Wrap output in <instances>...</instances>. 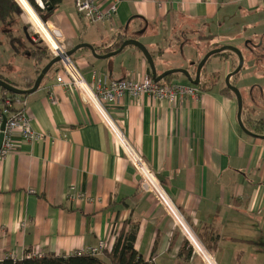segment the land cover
Here are the masks:
<instances>
[{
    "label": "crops",
    "instance_id": "1",
    "mask_svg": "<svg viewBox=\"0 0 264 264\" xmlns=\"http://www.w3.org/2000/svg\"><path fill=\"white\" fill-rule=\"evenodd\" d=\"M95 1L98 13L116 5L111 19L78 15L74 0L49 6L48 29L67 51L84 43L105 55L123 36L146 47L157 75L183 69L194 79L212 47H252L256 52L243 56L246 74L238 77L242 67L231 82L246 91L244 125L264 114L252 112L253 100H264V43H256L264 40V0ZM29 15L30 24L40 21ZM228 55L204 65L200 78L208 89L195 86L198 99L126 96L108 112L216 264H264V139L241 131L236 99L222 93L225 77L238 65ZM70 58L88 83L93 73L105 83L147 77L146 60L131 46L107 59L88 49ZM37 72L21 52L15 59L11 49L0 56V77L17 89H31ZM55 75L56 66L24 98L31 128L43 139L15 134L13 150L0 159V260L68 257L102 242L96 257L106 261L119 233L134 230L133 248L144 264H205L156 196L140 187L97 111L77 91L57 85ZM211 75H217L213 86ZM166 78L193 86L182 74Z\"/></svg>",
    "mask_w": 264,
    "mask_h": 264
},
{
    "label": "built area",
    "instance_id": "2",
    "mask_svg": "<svg viewBox=\"0 0 264 264\" xmlns=\"http://www.w3.org/2000/svg\"><path fill=\"white\" fill-rule=\"evenodd\" d=\"M34 1L41 9L44 8V4L40 0ZM74 7L78 15L95 22L108 21L116 12V5H113L108 12L98 13L95 0H74ZM36 16L48 29V23L43 21L38 14H36ZM49 33L56 41L55 48L47 43L39 33H37L39 36L37 34L35 35L38 38L40 37V39L37 40L45 43L52 58H60V61L56 64V84L66 90L73 89L77 91L80 93L85 103L92 106L97 111L113 138L121 146L128 162L136 172L140 187L144 191L151 192L156 196L162 207H164L173 218L175 225L180 227L186 235L192 251L199 254L203 258L205 264H216L213 257L205 250L195 234L186 225L182 214L175 206L164 186L159 182L157 175L147 166L138 150L130 145L121 128L108 112L109 106L119 103L120 100L126 96L136 99L142 95H148L150 98L159 102L175 101L178 98L186 97L198 99L201 95L200 90L195 86H182L172 83L158 84L149 76L143 79H119L105 83L99 76L93 73V79L88 83L74 66L71 58L65 55L67 50L60 43L58 37L55 36L56 34L54 31L49 30ZM25 108L26 102L24 99L22 100L6 95L0 100V126L3 117L6 118L4 130H0V134H3L0 159L13 150V136L15 134H19L21 138L28 141H39L43 139L42 135L32 130L30 120L25 113ZM104 247V243L100 242L97 246L87 249L84 253L77 254L79 256H97L102 252ZM32 255L29 254L27 258L32 257ZM9 258H12V256Z\"/></svg>",
    "mask_w": 264,
    "mask_h": 264
},
{
    "label": "trees",
    "instance_id": "3",
    "mask_svg": "<svg viewBox=\"0 0 264 264\" xmlns=\"http://www.w3.org/2000/svg\"><path fill=\"white\" fill-rule=\"evenodd\" d=\"M40 1L44 4L43 9H41L35 3L34 0H27L29 5L35 11V13L38 14V16L43 21L47 22L49 16L53 12L52 11L53 9L49 10V6L53 8L62 0H40ZM27 2L26 0H0V34H3L5 38L9 41L12 49L14 50V54H18V52H21L24 56H26L33 62V64L38 68L37 75H39V72L43 68L44 63H48L52 59L49 53L47 52L46 47L43 45V42H41L40 40L35 41L34 38L32 37L33 35H31L28 32V28L26 26L21 28L22 35L21 34L19 36L14 35L15 27H17L20 24V17L22 12L24 17H26L27 15V10H28L27 7H29L27 5ZM127 39H128L127 37H123V36H121V38L118 37V40L115 42L113 48H111L107 52L117 50L121 46V44ZM228 54H232V53L223 52L217 54L216 56H222ZM55 66H53L51 70ZM175 76H177V74L172 75L170 77L174 78ZM216 78L217 75H211L210 80L213 79V83L211 86L215 84ZM0 79L7 82L1 77ZM168 80H170V78H165L163 81L158 82V84H168L169 83ZM204 82L203 79L200 78V83L198 85V88L204 87L205 89L206 86L204 85ZM230 83L234 85L233 81L231 82V80ZM206 89L208 88L206 87ZM222 93L234 97L233 93L229 91L225 87V85L223 87ZM6 95L14 98H20L22 100L26 97V95L18 97L16 95L7 93L6 91L0 89V100L4 98V96ZM257 124H258L257 129H253V122L249 118L245 122L244 127L250 132L254 131L255 133L264 134V127L261 121H258ZM134 238H135L134 230L128 231L123 234L120 232L119 236L116 238L112 250L110 252H106V259H105L106 261L100 260L96 256H87V255L78 256L77 254H75L68 257L46 255L43 257H30L28 259H22L18 261L7 258L5 260H2L0 264H144L141 257L137 254V252L133 248Z\"/></svg>",
    "mask_w": 264,
    "mask_h": 264
},
{
    "label": "water",
    "instance_id": "4",
    "mask_svg": "<svg viewBox=\"0 0 264 264\" xmlns=\"http://www.w3.org/2000/svg\"><path fill=\"white\" fill-rule=\"evenodd\" d=\"M135 47L144 57V59L146 60L147 64H148V69L146 71V75L151 77V79L155 82L158 83L160 81H163L166 77H169L171 75L174 74H182L184 77L187 78L188 82L193 85V86H198L199 82H200V73L201 70L203 69L204 65L206 64V62L209 60L210 57L223 53V52H230L232 54H234L237 59H238V65L236 67V69L234 71H232L231 73H229L224 80V84L225 87L231 91L236 99V103H237V121H238V125L241 129V131L247 135V136H251V137H258L261 139H264V136H257L255 134H253L252 132L248 131L245 127L244 124L242 122L241 119V114H242V109H243V101H242V96L240 94V91L238 90L237 87H235L234 85H232L230 83V80L233 76L238 75V73L241 71L242 67H243V63H244V59L243 56L240 52L239 49L232 47V46H222L218 49L209 51L208 53H206L204 55V57L199 61L197 68H196V74L194 79H192L190 77V75L188 74L187 71L183 70V69H174V70H168L160 75H157L156 69H155V64H154V60L152 55L148 52V50L146 49V47L140 43L139 41L135 40V39H127L125 40L121 46L114 52L105 54V55H96L94 48L89 45V44H79L76 47H74L72 50L67 51L65 53V55L67 57H71L76 51L80 50V49H88L92 55L98 59H107L110 58L112 56H115L117 54H119L124 48L126 47ZM60 61L59 57H54L52 58L40 71L39 75L37 76L33 86L31 89L28 90H20L17 89L15 87H13L12 85L8 84L7 82L3 81L0 79V89L6 91L7 93L16 95V96H24V95H29L32 94L33 92H35L39 85L41 84L42 80L44 79V77L49 73V71L51 70V68L53 66H55L58 62ZM6 122V118L3 117L1 126H0V130L3 131L4 130V125ZM263 123H264V118H263ZM2 139H3V134H0V148H1V143H2ZM158 178V176H157ZM159 180V178H158ZM160 182V180H159Z\"/></svg>",
    "mask_w": 264,
    "mask_h": 264
},
{
    "label": "rangeland",
    "instance_id": "5",
    "mask_svg": "<svg viewBox=\"0 0 264 264\" xmlns=\"http://www.w3.org/2000/svg\"><path fill=\"white\" fill-rule=\"evenodd\" d=\"M27 12L28 13H30V15L33 17L34 15H35V13H34V11L33 10H31L30 9V6L29 7H27ZM30 15L28 16V17H30ZM31 20V18H29V20H27L24 16H23V12H22V14H21V17H20V24L17 26V27H15V30H14V35H17V36H19L20 34L22 35V33H21V28L22 27H24V26H26L27 28H28V32L31 34V35H33L32 37L34 38V40L36 41L37 39H40V37L38 38L35 34H37V32H36V29L29 23V21ZM38 35V34H37ZM39 36V35H38ZM182 36V35H181ZM142 40V39H141ZM141 42H143V41H141ZM209 43H213V44H218V43H220L219 41H209ZM43 45L46 47V45H45V43H43ZM214 46V45H213ZM223 46H228V45H223ZM230 46V45H229ZM220 47H222V46H219L218 48H220ZM213 49H211L210 51H212V50H215V49H218V48H215V47H212ZM215 48V49H214ZM11 49V51H12V54H13V59H15L16 58V55H14V51H13V49H12V47H11V45H10V43H9V41L5 38V36L3 35V34H0V56H4V53H5V51H8V50H10ZM46 49H47V52L49 53V55H50V57L52 58V55L50 54V52H49V50H48V48L46 47ZM239 50H240V52H241V54H242V56H245V55H247L246 54V52L247 51H249V52H253V53H255L256 52V49L255 48H250L249 50H247L246 51V49H245V47H239L238 48ZM245 54V55H244ZM233 55V57L235 58V59H237L236 57H235V55L234 54H232ZM19 57H22L23 58V56H21V55H18ZM225 55H222V56H212V57H210L209 58V62H207L206 63V69H208V67H209V65H210V63H213L214 61H216V60H218V59H220L221 57H224ZM227 56H229V55H227ZM25 58V57H24ZM2 60H6V57H3L2 58ZM9 60V59H8ZM8 60H6V61H8ZM261 60V59H260ZM260 60H258V62H260ZM23 61V60H22ZM8 63V62H7ZM7 65H10V64H7ZM256 66H257V63H256ZM8 67H10V66H8ZM8 67H6L5 66V70L7 71V69H8ZM11 68V67H10ZM256 68V67H255ZM245 68L243 67V69H242V71L240 72V74L238 75V77L239 78H243V76L246 74L245 73ZM21 72H23V70L21 71ZM255 84H256V82H255ZM254 85V84H253ZM239 90V89H238ZM240 91V94H242L241 96H243V98H244V100L246 101L247 100V98H246V91H245V89H240L239 90ZM257 98V100H256V109H257V112L261 109V106L259 105L260 104V102H259V100H260V97L259 96H257L256 97ZM259 112H261V111H259Z\"/></svg>",
    "mask_w": 264,
    "mask_h": 264
},
{
    "label": "bare ground",
    "instance_id": "6",
    "mask_svg": "<svg viewBox=\"0 0 264 264\" xmlns=\"http://www.w3.org/2000/svg\"><path fill=\"white\" fill-rule=\"evenodd\" d=\"M26 2H27V0H26ZM27 5L30 6L28 2H27ZM30 9L33 10L31 8V6H30ZM32 19H34L35 21H37L36 20L37 17H32ZM31 25L36 29V32L39 33L42 36V38L47 43H49L54 48L56 47V44H55L56 42L54 41V39L52 38V36L49 34V32L47 31V29L45 28V26H43V24L40 21H38V22H32ZM55 36H57V35H55Z\"/></svg>",
    "mask_w": 264,
    "mask_h": 264
},
{
    "label": "flooded vegetation",
    "instance_id": "7",
    "mask_svg": "<svg viewBox=\"0 0 264 264\" xmlns=\"http://www.w3.org/2000/svg\"><path fill=\"white\" fill-rule=\"evenodd\" d=\"M256 43H264V40L263 41H258ZM259 105L261 106V109L259 111H264V100L263 99H262V101H261V103ZM252 106H253V111L252 112L256 113V111H257V109L255 108L256 107V102L254 100H253ZM263 118H264V114L261 117H258L256 119H254V118L251 119L252 122H253V129H257V126H258L257 122L258 121H261V123H262V125L264 127Z\"/></svg>",
    "mask_w": 264,
    "mask_h": 264
}]
</instances>
